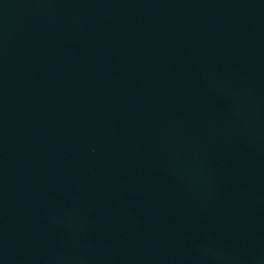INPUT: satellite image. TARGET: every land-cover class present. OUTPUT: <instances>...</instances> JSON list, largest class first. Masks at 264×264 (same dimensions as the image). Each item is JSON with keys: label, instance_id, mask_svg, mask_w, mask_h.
Returning a JSON list of instances; mask_svg holds the SVG:
<instances>
[{"label": "water", "instance_id": "95a60500", "mask_svg": "<svg viewBox=\"0 0 264 264\" xmlns=\"http://www.w3.org/2000/svg\"><path fill=\"white\" fill-rule=\"evenodd\" d=\"M0 264H264V0H0Z\"/></svg>", "mask_w": 264, "mask_h": 264}]
</instances>
